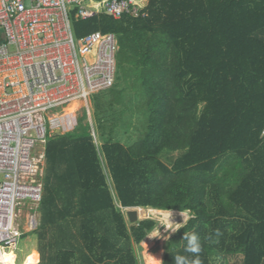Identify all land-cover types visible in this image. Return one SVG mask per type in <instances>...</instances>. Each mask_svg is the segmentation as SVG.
I'll return each instance as SVG.
<instances>
[{
	"label": "trees",
	"instance_id": "obj_1",
	"mask_svg": "<svg viewBox=\"0 0 264 264\" xmlns=\"http://www.w3.org/2000/svg\"><path fill=\"white\" fill-rule=\"evenodd\" d=\"M108 1L84 0L98 15L81 20L73 11L72 25L77 38L117 36L124 82L141 105L138 140L101 147L120 206L154 216L169 210L171 225L192 213L168 242L163 264L195 258L185 252V233L198 236L202 264L239 255L243 264H264V0H135L147 16L121 20L103 13ZM179 151L172 166L161 160ZM45 155L35 233L44 239L56 228L60 236L46 264L78 257L67 247V223L75 219L82 264H139L133 243L154 223L128 229L89 124L49 136ZM26 252L17 247L10 263L31 264ZM146 261L160 264L161 255Z\"/></svg>",
	"mask_w": 264,
	"mask_h": 264
},
{
	"label": "built area",
	"instance_id": "obj_2",
	"mask_svg": "<svg viewBox=\"0 0 264 264\" xmlns=\"http://www.w3.org/2000/svg\"><path fill=\"white\" fill-rule=\"evenodd\" d=\"M83 1L0 0L1 256L23 236L22 209L43 201L50 116L116 84L117 36L75 35L73 11L81 20L98 15ZM103 13L114 20L147 16L135 0H110ZM66 123L75 131L72 118ZM38 144L42 151L33 155Z\"/></svg>",
	"mask_w": 264,
	"mask_h": 264
},
{
	"label": "rangeland",
	"instance_id": "obj_3",
	"mask_svg": "<svg viewBox=\"0 0 264 264\" xmlns=\"http://www.w3.org/2000/svg\"><path fill=\"white\" fill-rule=\"evenodd\" d=\"M123 69L121 61L117 56V79L115 86L109 90L94 94L87 101L78 102L81 104V108L77 113L73 114L74 117H65V109L69 106L64 110H56L55 114L50 116L51 123L49 122V134L52 136L58 130L61 131L63 135L73 132V128L66 123L69 117L74 118V128H77L78 124H89L93 141L100 152L102 168L106 174L107 183L114 197L115 205L117 209L122 212L128 229L131 230L132 227H137L141 222L145 221H151L154 223L152 230L148 232L143 241L140 243H133L138 263L148 264L146 261L148 255H161L160 264H163L165 248L168 242L187 224L188 220L192 217V213L189 211L184 212L187 214V220L184 221L182 215L178 216L177 222L169 227L167 224H162L160 215L154 216L149 208H132L138 211V220L131 223L128 219V212L132 209H123L118 202L101 147L103 143L107 141L118 142L125 147H129L134 144L142 134V131L140 130L141 105L139 104V99H137L135 94H133L124 82ZM42 148L43 146L38 144L33 155H35L36 152L42 151ZM183 153L184 151L164 152L161 155V160L167 165L172 166L174 161ZM45 168L46 159L43 167L44 176L46 174ZM39 209L40 206L39 208L37 206L26 207L22 209L21 213L20 224L22 226L23 234L27 235V237L21 240V242L19 241V246L17 247H19V249L23 247L27 249V260L31 264H46L49 256L56 251L60 240L59 232L56 228H50L44 239H41L39 234L35 233L42 221V213ZM78 225L79 221L76 219L69 220L67 223L69 232L71 233L67 247L75 248L78 256L74 259L72 264H82L80 251L83 247L81 246L79 235L77 234ZM172 229H176V231L171 232ZM15 250L6 251V255ZM224 259L225 258L223 257L213 258L212 264H224V261H227L226 264H243V257L240 255L227 257L226 260Z\"/></svg>",
	"mask_w": 264,
	"mask_h": 264
},
{
	"label": "clouds",
	"instance_id": "obj_4",
	"mask_svg": "<svg viewBox=\"0 0 264 264\" xmlns=\"http://www.w3.org/2000/svg\"><path fill=\"white\" fill-rule=\"evenodd\" d=\"M181 215L184 217V221L187 220V214L184 212H181ZM170 211H164L160 213L161 217V223L162 224H168L169 227L172 222H170ZM176 229H172L171 232H175ZM187 241V246L185 247V252L191 253L195 255L194 259H189L188 257L176 255L174 257V264H202L199 254L202 251L201 243L199 241V238L196 234H184L183 238ZM11 257L9 255H3L0 256V262L2 264H10Z\"/></svg>",
	"mask_w": 264,
	"mask_h": 264
},
{
	"label": "water",
	"instance_id": "obj_5",
	"mask_svg": "<svg viewBox=\"0 0 264 264\" xmlns=\"http://www.w3.org/2000/svg\"><path fill=\"white\" fill-rule=\"evenodd\" d=\"M63 134H62V132L61 131H56L53 135H52V137L53 138H56V137H60V136H62ZM128 219H129V221L131 222V223H134V222H136L137 220H138V211L136 210V209H132V210H130L129 212H128Z\"/></svg>",
	"mask_w": 264,
	"mask_h": 264
},
{
	"label": "bare ground",
	"instance_id": "obj_6",
	"mask_svg": "<svg viewBox=\"0 0 264 264\" xmlns=\"http://www.w3.org/2000/svg\"><path fill=\"white\" fill-rule=\"evenodd\" d=\"M81 108V104L78 102H73L67 109H65V114L67 116H73V114L77 113L79 111V109ZM72 118V117H71ZM64 119V118H63ZM67 119V118H66ZM72 120L74 121V118H72ZM58 122V121H57ZM54 126V124H53ZM58 128V127H57Z\"/></svg>",
	"mask_w": 264,
	"mask_h": 264
}]
</instances>
